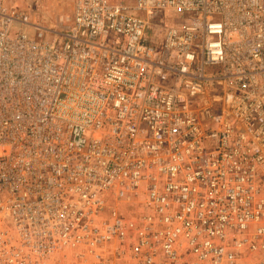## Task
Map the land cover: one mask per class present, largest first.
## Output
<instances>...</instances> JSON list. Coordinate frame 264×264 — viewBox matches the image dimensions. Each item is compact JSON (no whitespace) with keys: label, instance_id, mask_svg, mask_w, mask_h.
I'll return each instance as SVG.
<instances>
[{"label":"built area","instance_id":"2783aa9c","mask_svg":"<svg viewBox=\"0 0 264 264\" xmlns=\"http://www.w3.org/2000/svg\"><path fill=\"white\" fill-rule=\"evenodd\" d=\"M0 0V264H264V0Z\"/></svg>","mask_w":264,"mask_h":264},{"label":"rangeland","instance_id":"374dc122","mask_svg":"<svg viewBox=\"0 0 264 264\" xmlns=\"http://www.w3.org/2000/svg\"><path fill=\"white\" fill-rule=\"evenodd\" d=\"M19 1L23 2L24 0ZM112 2L119 3L120 0ZM73 6L74 0H39V11L36 15L48 27H63L72 18ZM59 264H67V262H60Z\"/></svg>","mask_w":264,"mask_h":264}]
</instances>
